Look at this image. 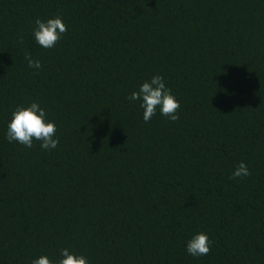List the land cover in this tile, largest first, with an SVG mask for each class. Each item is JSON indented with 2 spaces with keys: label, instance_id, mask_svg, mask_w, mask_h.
I'll return each instance as SVG.
<instances>
[{
  "label": "trees",
  "instance_id": "16d2710c",
  "mask_svg": "<svg viewBox=\"0 0 264 264\" xmlns=\"http://www.w3.org/2000/svg\"><path fill=\"white\" fill-rule=\"evenodd\" d=\"M56 16L68 30L42 48L35 20ZM157 74L176 122L128 100ZM33 102L56 149L7 139ZM241 161L251 175L230 179ZM199 232L211 250L193 257ZM63 248L88 264H264V0H0V264Z\"/></svg>",
  "mask_w": 264,
  "mask_h": 264
},
{
  "label": "clouds",
  "instance_id": "9594fccd",
  "mask_svg": "<svg viewBox=\"0 0 264 264\" xmlns=\"http://www.w3.org/2000/svg\"><path fill=\"white\" fill-rule=\"evenodd\" d=\"M67 30V25L62 18L56 16L47 20L37 18L32 33L42 48L50 49L56 46ZM25 60L29 68L40 69L42 67L41 62L34 60L31 54H26ZM128 100L140 102L145 122L150 121L156 115L157 109L162 116L172 122L180 119L178 114L180 104L171 89L166 87L163 76L159 74L143 82L138 90L128 96ZM56 131L55 123L47 119V112L38 103L33 102L29 106H19L12 111L11 119L7 124V139L9 142L16 141L27 148H32L33 142L38 141L41 149L52 150L59 145ZM250 175V169L241 161L235 166L229 178L237 179ZM210 250L211 242L204 232L193 234L186 245V251L193 257L207 255ZM31 264H88V260L84 255H77L63 248L60 250L58 260L53 261L42 255L33 259Z\"/></svg>",
  "mask_w": 264,
  "mask_h": 264
}]
</instances>
